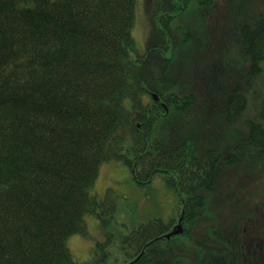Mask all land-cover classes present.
I'll use <instances>...</instances> for the list:
<instances>
[{"label":"trees","instance_id":"trees-1","mask_svg":"<svg viewBox=\"0 0 264 264\" xmlns=\"http://www.w3.org/2000/svg\"><path fill=\"white\" fill-rule=\"evenodd\" d=\"M136 3L0 0V264H88L67 239L115 212L89 192L108 161L162 172L181 207L107 232L99 261L264 264V0H141V53ZM230 194L255 201L225 225Z\"/></svg>","mask_w":264,"mask_h":264},{"label":"rangeland","instance_id":"rangeland-1","mask_svg":"<svg viewBox=\"0 0 264 264\" xmlns=\"http://www.w3.org/2000/svg\"><path fill=\"white\" fill-rule=\"evenodd\" d=\"M136 1V16L131 34L135 40L136 51L141 53L146 48V38L151 28V22L142 7L141 0ZM258 85L263 92L264 72L258 79ZM89 192L99 198H104L110 193V196L115 200L116 209L105 224L106 226H102L94 214L86 213L84 218L88 236L74 233L68 237L67 245L71 249L73 257L88 264H104L98 260L101 253L98 244L106 242L107 232L126 234L139 224L154 219L168 222L177 216L181 207L179 195L174 189L166 186L162 172L156 173L151 182L139 184L133 179L130 169L119 161H108L99 166L98 175ZM231 195H226L227 201L217 209V212L223 216L222 221L225 225L231 220L233 209L239 212L243 211L251 208V204L255 201V198H249V203L241 201L235 205V203L229 202ZM234 195L237 196L236 191ZM224 224L223 227H226ZM117 245H119L117 238L105 245L104 249L108 252V256L114 252Z\"/></svg>","mask_w":264,"mask_h":264},{"label":"water","instance_id":"water-1","mask_svg":"<svg viewBox=\"0 0 264 264\" xmlns=\"http://www.w3.org/2000/svg\"><path fill=\"white\" fill-rule=\"evenodd\" d=\"M153 96L155 97V99H158V95L157 94H153ZM182 216H183V212H182V215L180 216V218L178 219V223L174 226V228L168 232V233H165L164 234V237L165 238H170L172 235H176V234H179L181 232H183V227H182Z\"/></svg>","mask_w":264,"mask_h":264}]
</instances>
